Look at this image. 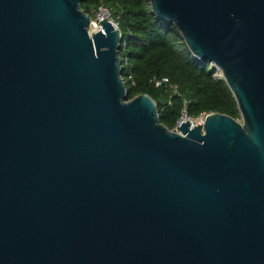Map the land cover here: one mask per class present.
<instances>
[{
  "label": "water",
  "instance_id": "95a60500",
  "mask_svg": "<svg viewBox=\"0 0 264 264\" xmlns=\"http://www.w3.org/2000/svg\"><path fill=\"white\" fill-rule=\"evenodd\" d=\"M240 118L126 99L119 28L0 0V264H264V0H149Z\"/></svg>",
  "mask_w": 264,
  "mask_h": 264
},
{
  "label": "trees",
  "instance_id": "16d2710c",
  "mask_svg": "<svg viewBox=\"0 0 264 264\" xmlns=\"http://www.w3.org/2000/svg\"><path fill=\"white\" fill-rule=\"evenodd\" d=\"M99 4L119 15L126 99L150 95L159 121L169 129L184 107L191 116L219 112L240 118L229 87L221 76H214L216 68L192 55L176 27L151 11L149 0H80L81 9L90 16ZM155 81L162 82L155 85Z\"/></svg>",
  "mask_w": 264,
  "mask_h": 264
},
{
  "label": "built area",
  "instance_id": "2783aa9c",
  "mask_svg": "<svg viewBox=\"0 0 264 264\" xmlns=\"http://www.w3.org/2000/svg\"><path fill=\"white\" fill-rule=\"evenodd\" d=\"M101 20L109 21L114 28H119V15L115 14L112 9L104 4H99L93 10V14L90 19V23L88 26V33L91 34L98 30H102L99 22ZM214 76H221L219 72H216ZM162 81H167L166 78L162 79ZM162 81H155V85H159ZM207 113H200L195 116L188 115L186 108L184 107L181 113L180 118L176 121L174 126L171 128L173 131H178L177 127L181 124L182 121L188 120L190 125L202 124L204 123L205 117Z\"/></svg>",
  "mask_w": 264,
  "mask_h": 264
}]
</instances>
